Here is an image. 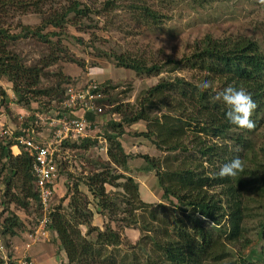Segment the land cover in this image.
I'll return each instance as SVG.
<instances>
[{"label": "trees", "instance_id": "obj_1", "mask_svg": "<svg viewBox=\"0 0 264 264\" xmlns=\"http://www.w3.org/2000/svg\"><path fill=\"white\" fill-rule=\"evenodd\" d=\"M192 1L207 4V0ZM117 8L118 5L113 0L98 2L97 9H91L79 0H0V76L12 82L19 102L29 107L32 101L26 97L28 92H32L35 97L47 92L43 89L29 90L39 84L42 67L25 66L19 56L8 49L9 41L18 39L20 35L10 33L9 25L6 24L7 16L39 15L41 21L38 25L33 28L23 25L20 31L31 33L39 40L53 44L48 36L57 35V32L43 33L46 28H63L70 15L81 19L91 13L99 16ZM129 8L154 24L162 21L160 12L146 5L132 4ZM54 44L58 46L57 51H64V47L59 45L60 40H56ZM191 50L190 54L183 56L180 61L167 59L163 62H149L128 52L113 54L116 67L134 71L138 75H159L167 66L177 68L180 63H184L199 75L197 81L182 76L161 79L140 93L135 106L120 104L112 110H107L110 114L120 115L119 121H108V130L104 136L108 143L106 154L110 165L86 176V181L83 182L88 192L98 199L97 205L102 210L111 209L112 213H115L116 209V204L106 191V185L120 186L125 192L133 195V200L139 198L137 182L131 176L115 170H126L128 161L132 158L130 153L125 152L120 141V137L129 131L127 125L145 123L146 130L137 132L136 135L150 140L157 149L167 155L178 151H193L178 163L175 156H164L163 169L160 167L161 159L156 160L147 154L139 155L149 164L145 170H155L162 199L174 200L183 207L184 218H174L170 223L165 213L159 218L157 210L153 209L149 212L150 220H147L143 214L136 215V206L127 210L130 220L121 218L118 222L127 227L140 224L141 232L145 233V243L139 239L134 245L128 244V247H138L142 252L147 248L146 243H149V254L140 262L141 256L132 251L128 260L125 256L126 260H121L123 264H254L240 254L237 258L230 259L232 255L229 251L232 245H239L240 241L250 242L246 236L248 223L254 219V215L258 218L253 228L264 240V142L256 148L251 136L264 105V52L255 40L244 35L218 38L204 35L194 41ZM58 59L57 52L52 51L45 64ZM205 80L210 81L213 88L201 92L199 85ZM106 82L109 80H105L103 84ZM229 84L244 87L256 102L257 108L251 117L255 122L253 129H241L230 124L225 118V106L213 99L215 92ZM101 87L99 84L95 93H102ZM102 98L94 99L97 106L106 103ZM162 107L169 112L151 115L158 109L161 111ZM42 109L39 104L35 113H45L46 110ZM63 111L58 117L64 115L65 110ZM79 111L88 125L87 132L96 129L99 112L86 107ZM31 118L30 122L36 120L34 116ZM88 138L89 135L78 139L87 144ZM213 139L220 142L212 141ZM7 147L8 144H0V177L7 171L5 178L3 177L5 184L3 183L0 195V237L7 250L16 255L19 251L17 252L16 245L11 244L10 240L26 232L25 223L9 206L14 204L18 208H26L34 202L38 206L36 219L41 215V210L31 172L32 158L26 152L12 157ZM235 158L243 161V171L237 177L221 178L218 175L220 168ZM204 162L210 163L209 168L204 166ZM170 163L173 166H170ZM14 178L20 183L14 184ZM15 186L20 189L19 192L14 190ZM75 186L76 197L73 196V201L68 203L70 213L57 207L49 217V232L52 231L56 245H60L65 252V264H116V258L107 254V248L124 244L119 231L109 225L105 226L103 232L97 233L95 244L98 247L86 240L78 227L89 225L93 212L88 203L80 199L85 194L78 196L79 191L76 184ZM137 202L143 208L148 206L141 200ZM4 213L7 215L3 216ZM35 263L37 264L36 261Z\"/></svg>", "mask_w": 264, "mask_h": 264}, {"label": "rangeland", "instance_id": "obj_2", "mask_svg": "<svg viewBox=\"0 0 264 264\" xmlns=\"http://www.w3.org/2000/svg\"><path fill=\"white\" fill-rule=\"evenodd\" d=\"M79 1L87 4L91 9H97L98 2L104 0ZM113 1L118 5V8L112 12L99 16L91 13L81 19L70 15L68 23L63 28H46L43 33L57 32V35L48 36L53 44L45 43L31 33L20 31L23 25L32 28L38 25L41 21L39 15L7 16L6 24L9 25L10 33L15 36L17 34L20 35L18 39L9 41L8 49L12 53L17 54L25 66L39 65L42 67L39 84L29 90L43 89L47 93L35 97L32 92H28L26 97L30 98L29 100L32 101V104L26 107L23 102H19L18 96L13 90L12 82L6 77L0 76V124L2 123L5 127L10 126L15 130L14 132L25 127L46 136L49 134L46 129L48 128V122L35 117L39 104L46 110L45 113H42L43 116L49 119L52 117L58 118V114L63 113V110H65L63 101L69 93L75 94L84 90L87 88L89 80L95 81V83L97 82L98 85L102 86L103 92L100 93L99 99L103 96L102 99L106 100V103L102 104V106L98 105L102 110L101 112L98 111L96 129L88 132L89 138L87 141L89 142L84 144L78 138V140H75V138H64L61 142L53 145L54 154L58 160V175L55 181L58 192L57 195L52 196L51 208L59 207L63 212L70 213L68 203L76 197L74 196L76 184L79 191L77 195L85 194L80 199L86 201L89 209L93 212L90 224L78 227L81 234L86 240L95 244L97 233L103 232L105 226L109 225L119 231L124 244L108 247L107 254H112L116 258V264H123L121 260L125 259L124 256L126 259L130 257L132 251L141 256L140 262H143L145 255L149 254V243H146L147 248L142 252L138 247L134 249L128 247V244L132 243L134 245L139 239L144 242L145 233L141 232L140 224L135 227H127L123 223L118 222V219L121 218L130 220L127 210L136 206L138 208L134 211L136 215L140 216L143 214L147 220H150L149 212L153 209L157 210L159 218L165 213L170 219V223L174 218H184L183 207H180L174 200H170L172 202L170 203L169 200L162 199V191L157 184L155 170H145L144 168L148 167L149 164L139 155L147 154L156 160L161 159L159 162L160 167L163 169L164 164L162 161L164 156H175L176 163H178L184 159L186 154H192L193 151L188 153L178 151L173 155H167L166 152L157 149L150 140L136 135L137 132L146 130L145 123L137 122L132 126L127 125L126 128L129 131L120 137V141L125 152L130 153L132 158L129 159L126 170L122 168L115 170L121 174L132 176L133 180L138 184L139 198L133 200V195L125 192L120 186L112 187L106 185V191L112 202L116 204V209L115 213H112L111 209L102 210L97 205L98 199L88 192L83 182L86 181V176L101 170L104 166L110 165L106 154L108 143L104 136L108 130L106 129L108 121L110 119L119 121L120 115L116 113L110 114V111L108 112L107 110H112L114 106L120 104H133L135 106L136 99L140 93L155 85L161 79L182 76L185 79L197 81L199 75H197L196 71L189 69L184 63H180L177 68L171 65L167 66L161 74L149 76L145 74L138 75L134 71L124 68H116L113 72L117 73L114 76L112 75L113 79L103 84L105 80L102 79V76L104 74L105 76L106 74L108 75L104 69L108 68V66L111 69L113 68L112 66L115 67L116 62L113 59V54L126 52L136 54L149 62L150 60L163 62L167 59L180 61L183 56L190 54L194 41L204 35H211L216 38L244 35L255 40L264 52V0H207V4L194 3L192 0H175L173 2L167 0ZM132 4H143L160 12L161 23L154 24L151 20H146L140 13L129 8ZM56 40H60L59 45L64 47V51H57L58 46L54 44ZM52 51L57 52L59 59L47 65L45 63H47L48 56ZM80 62L83 63V66L79 64ZM86 75L90 79L87 80ZM67 76L70 78L68 79ZM98 81L101 83H98ZM66 110H75V108H67ZM164 112L167 113L169 111L162 107L161 111L158 109L151 115H160ZM39 114L41 118H44L41 113ZM54 114L57 115L54 116ZM33 116L36 120L30 122V118H33ZM68 117L74 116L69 113ZM256 120L257 124L251 136L257 148L264 142V105ZM186 141L188 143V139ZM212 141L220 142V140L215 139ZM196 156L199 157L198 154ZM209 164L204 162L206 167ZM170 166H173L172 163H170ZM6 174L7 171H4L1 174L2 177H0V195L4 183L3 177L5 178ZM17 180L13 179L16 185L20 183ZM14 190L16 192L20 191L16 186ZM136 200H141L147 203L148 206L143 208ZM12 205V210L16 211L18 213L16 215L20 219L23 218L22 220L25 222L24 230H31L36 219L38 206L34 202L26 208H18L14 204ZM263 209L264 203L262 205ZM255 210L257 208L253 212ZM257 218L254 215V219H251L248 223V235L246 238L250 242L244 243V241H240L239 245H232L229 248L232 255L230 259L233 260L240 254L249 261L254 262V264H264V240L253 228ZM53 236L50 237L49 241L42 243V245L45 244L51 247L48 248L43 245L50 253L47 254V251L42 259L46 261L51 258L57 264H65L67 261L65 252L60 248V245H56L55 237ZM19 240L26 242V235L21 233L16 243L20 242ZM19 247L21 248V245ZM95 247H98V245L95 244ZM101 264L104 263L102 262ZM105 264L108 263L105 262Z\"/></svg>", "mask_w": 264, "mask_h": 264}, {"label": "built area", "instance_id": "obj_3", "mask_svg": "<svg viewBox=\"0 0 264 264\" xmlns=\"http://www.w3.org/2000/svg\"><path fill=\"white\" fill-rule=\"evenodd\" d=\"M98 84L90 81L82 91L75 94L69 93L63 101L64 108H75L78 111L83 108H94L101 111L94 99L100 97L95 93ZM71 91V90H70ZM38 117V116H37ZM41 120L49 121L51 126V138L40 140L39 133L31 128H20L17 132L12 130L10 126L0 124V142L8 143L10 148H18L20 154L26 152L32 158V175L34 177V187L39 199V207L41 215L35 220L31 230L24 234L27 241L22 244L21 253L18 256L12 255L4 245L0 237V258L2 264H36L35 260L30 256L31 247L39 244L41 241H49V220L51 201L56 191V179L58 175V160L54 154L53 145L61 142L64 138H83L87 136L88 125L82 116L68 117L65 114L58 118H41ZM57 123V124H55ZM54 128V129H53ZM15 250V249H14Z\"/></svg>", "mask_w": 264, "mask_h": 264}, {"label": "clouds", "instance_id": "obj_4", "mask_svg": "<svg viewBox=\"0 0 264 264\" xmlns=\"http://www.w3.org/2000/svg\"><path fill=\"white\" fill-rule=\"evenodd\" d=\"M211 88H213V84L207 80L199 85L201 92H205ZM213 99L225 106V118L230 124L248 130L255 127V122L251 117L257 108V104L244 87L229 84L222 90L215 92ZM243 169V161L240 158H235L224 164L220 168L218 175L221 178L237 177Z\"/></svg>", "mask_w": 264, "mask_h": 264}, {"label": "crops", "instance_id": "obj_5", "mask_svg": "<svg viewBox=\"0 0 264 264\" xmlns=\"http://www.w3.org/2000/svg\"><path fill=\"white\" fill-rule=\"evenodd\" d=\"M113 68L111 69V67H109L108 66V68H106V69H104V71H106L107 73H108V75L106 74V76H105V74L103 75V72H102V79H104V80H112L113 79V76H114V74L115 73H117V72H113L114 70H116V68H118V67H114V66H112ZM120 69V68H119ZM101 71H103V70H101ZM105 73V72H104ZM113 75V76H112ZM87 76V75H86ZM85 76V77H86ZM88 79H90V78H88V76H87V80ZM98 79V78H97ZM100 79V78H99ZM89 81H91V80H89ZM93 82H95V81H93ZM103 82V81H102ZM97 83V82H96ZM98 83H101L100 81H98ZM65 109V114L67 115V116H69V113H71V114H73V116L74 117H76V115H78V117L80 116V112H77V111H69V110H66L67 108H64ZM67 112V113H66ZM35 115H36V117L38 116V117H41L40 116V114L39 113H35ZM41 115L43 116V114L41 113ZM43 117H45V116H43ZM47 117H45V119H46ZM48 123H49V121H48ZM47 123V124H48ZM55 124H57V123H55ZM11 128V127H10ZM25 128V127H24ZM12 130H13V128H11ZM47 129V131L49 132V134L48 135H46V136H44V134H39L38 135V137H40V140L41 141H43L44 139H49L50 138V136H51V126H49V124H48V128H46ZM54 129V128H53ZM45 133V132H44ZM87 134H88V132H87ZM0 144H8V143H3V142H0ZM8 152L10 153V155L12 156V157H16V156H18V155H21L20 154V152H19V150H18V148H15V147H13L12 149L10 148V146H9V144H8ZM3 160V159H2ZM132 177V176H131ZM56 185V184H55ZM3 189V188H2ZM57 192H58V189H56V191L54 192V194H53V196L54 195H57ZM12 208H13V205L11 204L10 206H9V209L11 210V211H13L12 210ZM2 211V205H1V200H0V212ZM15 214L17 213L16 211H13ZM18 214V213H17ZM7 215V213H4V215L3 216H6ZM23 219V218H22ZM25 223V222H24ZM22 234H24V233H22ZM25 235V234H24ZM54 234L52 233V231H50L49 232V239H50V237H52ZM19 239V236H17V237H15V238H13V239H11L10 241H11V244H14V245H16V247H15V249H18L17 250V252L19 251V253H17L16 255H14V256H18V254H20L21 253V248H22V244L24 243V241L23 242H21L20 240V242H18V243H16V241ZM41 243H42V241H41ZM19 245H21V248L19 247ZM44 246H46V247H48V248H51V247H49V246H47V245H45V244H43ZM43 245L41 244V245H35V246H33L32 248H31V250L29 251V254H30V256L37 262V264H57V262H55V260H52L51 258H49V259H47L46 261H43V259H42V257H43V255L44 254H46L47 253V249L45 248V247H43ZM45 249H46V251H45ZM51 250V249H50ZM14 252V251H13ZM12 252V253H13ZM50 253V251H48V253L47 254H49Z\"/></svg>", "mask_w": 264, "mask_h": 264}]
</instances>
